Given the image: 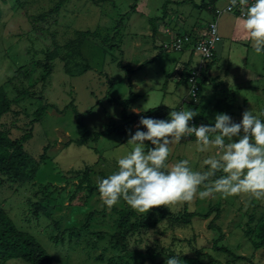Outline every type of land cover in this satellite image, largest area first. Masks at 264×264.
I'll return each mask as SVG.
<instances>
[{
    "label": "rangeland",
    "instance_id": "1",
    "mask_svg": "<svg viewBox=\"0 0 264 264\" xmlns=\"http://www.w3.org/2000/svg\"><path fill=\"white\" fill-rule=\"evenodd\" d=\"M211 1L0 0V87L20 111L4 115L0 125L11 139L21 138L35 111L46 106L24 144L33 158L28 172L38 167L35 179L20 184L0 173V207L53 255V264H109L122 253L134 257L129 259L133 264H166L172 255L179 256V264H264V247L256 248L263 240L264 200L243 194L164 206L169 214L155 226L141 216H150L151 209L134 210L140 228L128 236L125 252L115 248L109 235L117 232L120 215L114 207L132 208L123 200L110 210L102 206L96 181L118 170L117 158L130 150L129 130L143 129L131 124L122 132L77 142L86 129L103 131L110 122L125 127L118 99L131 98L132 92L136 97L129 113L133 107L142 109L140 114L157 108V118L168 119L179 109L190 90L182 70L191 60L198 66L201 57L163 45L180 32L213 22L203 8ZM215 3L224 7L228 0ZM233 15L225 12L219 18V45L225 51L218 54L211 80L201 85L196 117L203 124L214 123L219 113L238 123L246 110L264 111V52L233 39L227 25L235 22ZM47 52L56 60L43 82ZM46 147L47 158L40 163ZM207 155L196 151L194 136L187 137L172 146L169 162L188 159L193 170H200ZM87 167L92 170L89 185L83 173ZM185 210L198 215L190 218ZM230 251L251 261H238ZM0 264L29 263L11 259Z\"/></svg>",
    "mask_w": 264,
    "mask_h": 264
},
{
    "label": "clouds",
    "instance_id": "2",
    "mask_svg": "<svg viewBox=\"0 0 264 264\" xmlns=\"http://www.w3.org/2000/svg\"><path fill=\"white\" fill-rule=\"evenodd\" d=\"M238 6L243 11L236 20L245 37L257 54L264 52V0H228L224 10ZM131 111L139 115L142 109ZM196 115L188 108L170 111L168 119L140 116L138 123L146 130H129L130 150L117 158L118 170L97 178L102 206L110 210L123 200L146 213L156 206L191 204L216 195L264 200V111L257 115L246 110L238 123L219 113L214 123L199 126L190 123ZM193 136L196 151L208 154L200 170H193L188 159L170 163L172 146ZM166 264H179V258L172 255Z\"/></svg>",
    "mask_w": 264,
    "mask_h": 264
},
{
    "label": "trees",
    "instance_id": "3",
    "mask_svg": "<svg viewBox=\"0 0 264 264\" xmlns=\"http://www.w3.org/2000/svg\"><path fill=\"white\" fill-rule=\"evenodd\" d=\"M205 3V2H204ZM215 0L211 1L209 4L205 3L204 9L209 10L211 12L212 5H214ZM136 5L134 4L131 7V10L135 9ZM216 7L213 8V12H216ZM188 32V31H184ZM88 33V32H87ZM86 33V34H87ZM190 35L194 37V40L198 38L195 30H190L188 32ZM164 48V46H163ZM194 52V51H192ZM47 58L43 61L46 65V73L43 75V82L53 73V59L56 60V57L52 53H48ZM191 60V59H190ZM191 65V61H189L182 70L183 74H187V80L191 75V70L188 69ZM213 62H209L208 67L211 68ZM201 85L205 83L204 76L200 79ZM133 96L127 99H118L119 103L123 105L122 116L125 121V127L115 124V122H110L106 125V128L103 131L92 132L89 130H85L84 135L77 140L79 144H85L92 137L97 140L104 134H110L113 132H122V130L126 129L131 124H137L139 122L140 116L149 117V118H157V108H151L145 113H141L139 115L135 113H129L130 106L134 102V97L136 95L132 92ZM138 96V95H137ZM14 101L10 99L9 95L5 91L3 87H0V119L8 114L12 113L14 115H19L20 111L15 110L13 108ZM198 106H196L197 108ZM196 108L194 111H196ZM46 111V106H42L35 111V118L30 121V128L27 132L18 139H11L8 136V132L0 125V173H4L8 176L10 181L19 182L20 184H26L28 182H32L35 179L36 172L38 167H35L33 171L28 172L29 165L33 164V158L29 157L24 149V144L29 139H31L33 135V125L36 121H39L43 118L44 113ZM178 111V110H177ZM196 117V116H195ZM142 127V126H141ZM143 130H146L142 127ZM150 145V142H146ZM47 150L48 147L45 148L44 154L40 157V163L47 158ZM85 179L87 180V184H91L90 176L92 174V170L90 168H86L83 172ZM90 193H93V188L90 186ZM130 208V206H128ZM187 207H185L186 209ZM114 211L120 215V221L118 222L117 232L114 234H110L109 237L114 241L115 248H122L123 252L126 251L125 244L127 242L128 236L139 229L140 217L134 211V209H118L114 207ZM152 213L150 216L141 215L142 219H146L151 222V225H157L161 219H164L168 213L164 206H157L151 209ZM159 215V216H158ZM198 214L195 212H188L185 210V216L190 218L197 216ZM131 216L136 217V220L131 221ZM205 216H208L206 214ZM89 217H91L89 215ZM122 218V219H121ZM190 221V220H189ZM87 225H82L80 229L85 228ZM78 229V228H74ZM263 240L261 243H256V248L260 249L264 247V224L261 227ZM73 230V229H72ZM102 234V233H100ZM61 236V235H59ZM56 237V238H59ZM103 238V236H100ZM57 242V239L55 240ZM106 250V249H104ZM230 255H233L234 258L238 261L246 260L250 262L251 260L245 256L235 255L232 251L229 252ZM117 256V255H116ZM113 257V256H112ZM110 258L109 264H133L131 260H134V257L129 255L128 253H122L118 255L116 258ZM179 258V256L177 255ZM120 258V259H119ZM11 259H22L29 264H53L54 257L50 254L45 247L38 241V239L25 231H22L18 228L15 222L11 219V217L0 207V260L6 261ZM119 259V261H118Z\"/></svg>",
    "mask_w": 264,
    "mask_h": 264
},
{
    "label": "built area",
    "instance_id": "4",
    "mask_svg": "<svg viewBox=\"0 0 264 264\" xmlns=\"http://www.w3.org/2000/svg\"><path fill=\"white\" fill-rule=\"evenodd\" d=\"M251 2V0H250ZM224 7H219L216 9L215 17L222 15L223 13H233L240 17L242 15L243 9L239 6L233 8L231 12L224 10ZM219 10V11H218ZM222 37L219 30V25L216 20L210 22L207 28L206 34L199 36L194 40V37L188 32H180L174 37V40L171 43L164 44L166 50H175V51H184L191 50L194 53L198 54L201 57V62L198 66L190 68L191 75L188 78L190 84V90L188 96L182 101L178 110H186L185 104L192 106L194 109L200 103L201 98V83L200 79L204 76L205 71L208 68L209 62L213 61L216 49L221 43ZM199 126L202 124L197 117L193 118V121L190 122Z\"/></svg>",
    "mask_w": 264,
    "mask_h": 264
},
{
    "label": "crops",
    "instance_id": "5",
    "mask_svg": "<svg viewBox=\"0 0 264 264\" xmlns=\"http://www.w3.org/2000/svg\"><path fill=\"white\" fill-rule=\"evenodd\" d=\"M216 1V0H215ZM219 8L220 6H217V4L216 3H214V5H212V9H211V12L210 13H212V17H214V19L218 22V25H219V18H220V16H218V17H215V13L213 12L214 10H213V8ZM234 16V15H233ZM230 17H232V16H230ZM234 17H236L237 18V15L236 16H234ZM236 18H235V22L234 23H232V21L231 20H229V23L227 24V25H229V29H231L230 31H229V33L232 35V37H233V39H241V40H243V41H247L249 44H251V42H250V40H248L246 37H245V34H244V32H243V30H242V28L240 27V25L238 24V22H237V20H236ZM219 27H220V25H219ZM207 28H208V26L207 27H205V28H202V27H200V28H197V27H193L192 28V30H195L196 31V33H197V35L198 36H203L204 34H206V32H207ZM220 30V29H219ZM221 33V32H220ZM222 37V36H221ZM223 41V40H222ZM221 41V42H222ZM225 47H224V45L223 44H221V45H218V47H217V49H216V52H215V56H214V59H213V65L211 66V68L210 67H208L207 68V70L205 71V74H204V79H205V83L204 84H207L211 79H210V75H214V73H213V69H214V67H215V65H216V62H217V60H218V54H220V53H224V51H225V49H224ZM192 52V51H191ZM193 53V55H195L196 53H194V52H192ZM201 62V61H200ZM192 60H191V65H190V67L188 68V69H190V68H192V67H194V66H192ZM200 64V63H199ZM243 103H244V105H247L248 104V100L247 99H244V101H243ZM199 106V105H198ZM200 107V106H199ZM198 108V107H197ZM197 108H196V110H197ZM199 109V108H198Z\"/></svg>",
    "mask_w": 264,
    "mask_h": 264
}]
</instances>
